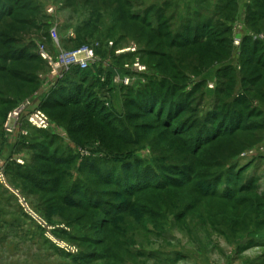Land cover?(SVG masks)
Segmentation results:
<instances>
[{"label":"rangeland","instance_id":"374dc122","mask_svg":"<svg viewBox=\"0 0 264 264\" xmlns=\"http://www.w3.org/2000/svg\"><path fill=\"white\" fill-rule=\"evenodd\" d=\"M34 1L44 17H38L31 28L7 20L0 31L13 32L20 45L32 47L37 54L40 44L55 55L94 47L105 63L98 68L105 83L96 87L95 93L121 121L110 128L131 127L134 141L126 144L113 133L115 129L90 118L81 105L43 112L42 91L0 80V90L11 92L14 98L11 106L0 107V176L6 181L0 179V264H264V78L254 85L244 82L249 74L243 65L251 57L243 50L246 37L264 47V21L257 33L247 26L254 1L128 0L129 13L136 18H143L152 7L163 11L161 22L170 35L160 38L140 23L118 18L117 5L127 0ZM230 1L236 7L234 21H226L231 28V54L223 49L221 36L204 40L203 45L173 44V37L185 26L207 20L225 22L219 9ZM257 12L263 14L264 8ZM152 26L158 28L156 23ZM52 30L58 33V44L50 38ZM131 47L137 48L135 60L129 56L113 60L117 51ZM137 60L147 69L138 74L142 76L123 70V65L131 66ZM21 64L7 63L10 67ZM228 64L237 71L233 83L221 80L219 73ZM23 66L34 67L29 63ZM197 68L202 69L199 74L194 73ZM260 69L264 74V68ZM159 71L183 86L177 90L179 95L192 96L204 84L189 102V112L179 119L173 117L167 125L168 111L174 110L169 103L175 99L153 115L128 106L124 94V87L139 92L152 79L164 78ZM47 73L48 66H44L37 72L39 80ZM110 77L113 82L117 79L115 86L107 85ZM129 77L130 86L119 83ZM246 90L252 100L251 111L235 103ZM1 109L6 112L4 119ZM35 110H41L51 122L47 137L34 134L28 121ZM221 112L234 113L242 118L240 123L252 126L243 131V126L238 129L230 123L237 129L229 134L231 128ZM134 114L138 118L131 119ZM198 132L206 139L201 145L193 143ZM30 135L43 152L52 149L51 153L66 159L74 157L72 163L57 168L36 157L37 150L19 146ZM87 159L112 175L98 180L96 170L82 166ZM129 162L139 167L138 190L139 183L124 189L115 184L120 168ZM26 167L35 174L44 172L39 177L45 181L59 178L61 187L53 193L48 184L43 193L22 172ZM171 169L178 170L171 173ZM152 174L157 176L155 182L141 183L153 181ZM173 180L183 183L172 185ZM73 186L79 207L67 204L62 197L71 194ZM85 191L88 199H82ZM23 201L35 218L22 207ZM37 219L47 226L42 227Z\"/></svg>","mask_w":264,"mask_h":264},{"label":"trees","instance_id":"16d2710c","mask_svg":"<svg viewBox=\"0 0 264 264\" xmlns=\"http://www.w3.org/2000/svg\"><path fill=\"white\" fill-rule=\"evenodd\" d=\"M118 1V0H114ZM255 5L251 6L248 10V16H247V26L250 30L258 32V29H260V26H263L262 22L264 21V12L263 14H259L258 8H264V0H253ZM119 2V1H118ZM118 4V3H117ZM129 4V1H124L122 5H117V10L115 11L118 14V18L123 19H129L133 22L140 23L144 28H149L151 32L157 36L162 37L164 35H170V33L167 30L166 24L161 22V19L164 20L165 17L163 16V11L161 9H156L155 7L150 8L148 11H146L145 15L142 17H133L129 13V9L131 7ZM128 9V10H127ZM219 17L223 18L225 22L222 20H219L217 23L204 21L200 22L197 25L194 26H185L183 32H179L177 34V38L173 37V44L175 46H185L189 44H196V45H203L204 40L207 41H213L215 37H222L221 44L223 45V49L225 52H228V55L231 54L232 51V40H231V28L226 24L227 22H233L236 14V7H233V3L230 1V3H226L222 6V8L219 9ZM44 17L43 10L41 7L37 6L35 1L32 2V0H0V26L3 25L7 20H12L15 24L22 28H31L33 24L36 22L37 18ZM128 17V18H127ZM117 18V17H116ZM117 18V19H118ZM32 21V22H31ZM153 23H156L158 28H154L152 26ZM151 25V26H150ZM169 27V26H168ZM85 29V28H84ZM83 31V28H80V32ZM14 36H16L13 32L9 31H0V80H10L16 83L17 85H21L23 87H36L37 91L41 90L42 88V81L39 80L37 72L41 70L44 66H47L46 62L41 58V56L37 53H34L32 50V47L30 46H22L19 44V40H17ZM76 40L79 42L81 41V36L76 37ZM243 50L247 53L250 52L251 57L250 59H246V62H243L244 68L246 70V74H249V76L244 77V82H247L248 84L254 85V83H259L264 78V74L261 73L260 68H264V47H259V44L256 42L253 43L250 38L246 37L243 41ZM158 48H161L160 46ZM252 48V49H250ZM158 52H151L146 51L145 54L149 55H158L156 54ZM213 53H216V50H213ZM160 54V53H159ZM138 55V53L131 54L127 53L121 56H117L116 53L113 54V60H119L125 56H129L130 58H134ZM161 55V54H160ZM101 58V57H100ZM136 58H134L135 60ZM172 65L176 66L173 58H170ZM8 62L12 63H22L20 67H10L7 65ZM104 61L98 63L95 65L92 69L89 70H81L80 68H73L71 71H69L65 77L58 82L55 86H53L49 92V94L44 98L42 109L43 112H47L49 109H56V108H64L68 105L72 106H83L87 110L90 118H94L102 125H105L106 127L110 128L112 123H121V121L116 120V118L113 116L112 111H110L103 102L100 101V99L97 97L95 93V88L98 86L103 85L102 76L99 74H102V69L98 70V68L102 65ZM29 63L32 64L34 67L27 69L23 65ZM257 64L256 68H253ZM254 65V66H253ZM123 65V70H124ZM260 67V68H259ZM121 68V69H122ZM93 69H95L96 75H93ZM201 68L195 69L194 73L199 74ZM160 72V71H159ZM161 73V72H160ZM219 73L221 76V80H227L228 83H233L235 77V74L237 73L236 69L232 66V64L224 65L219 69ZM245 74V73H244ZM131 75H138L136 73H131ZM161 75L164 76V78H158L157 80L152 79L150 84L147 85L146 88L141 89L139 92H135L133 87H124V94L126 102H130L128 106L135 107L137 109L143 110L144 112L148 111L149 114H156L158 111V108L162 109V105L166 106L170 101H173L172 99H175L173 102L169 103L174 110L168 111V114L166 116V123L169 124L170 120L173 117H176L174 119H178L180 116L184 115L185 113L189 112L188 104L193 99V95L200 89L201 86L204 84H200L198 86V90L194 92V94L183 96L182 94L179 95L177 93V90L182 88V85H177L174 83L175 79H172L171 77L161 73ZM142 76V75H138ZM253 81V82H252ZM114 85V82L112 81L111 77L107 81V85ZM235 84V83H234ZM262 87V86H261ZM104 88V87H103ZM32 89V88H31ZM11 92L0 90V107H8L11 106L14 103L13 94L10 95ZM249 90H246L245 93H241L237 99H235V103L238 108H243L246 111H251L252 108V100L249 96ZM173 97V98H172ZM160 103V104H159ZM160 106V107H159ZM227 106V105H226ZM225 106V107H226ZM177 109V110H175ZM239 112V111H237ZM235 112V113H237ZM253 113V112H251ZM158 114V113H157ZM1 115L4 119L6 112H4L1 109ZM220 115H223V120H227L228 128H231L229 131V134H232L234 131H236L237 128L233 129L232 126H230V123H234L235 126H239L238 129H240L242 126L243 131H248L249 127H251V123H240L242 121V118L240 116H234V113H224L221 112ZM236 115V114H235ZM263 115V114H262ZM215 116V114H214ZM138 118L137 114L130 115V118ZM234 121V122H233ZM174 125V122H172ZM125 125V124H124ZM253 125H256L253 123ZM258 125V124H257ZM261 125V124H260ZM129 128L125 126H121L120 128H110L113 130V133H118L120 138H123L126 144H132L133 143V137L129 132ZM34 129V128H32ZM128 129V130H127ZM47 130H38L34 129V134L37 136L45 135L47 137ZM228 134V133H227ZM204 134L200 132L197 133V136L195 134L193 143L197 145H201V141L205 139ZM222 135H226L225 133ZM34 136L30 135L28 137H24L19 146L27 145L29 146V149L31 151L37 150V156L36 157H42L44 158L48 163H51L54 167H64L69 163H72L71 161L74 159V157H71L70 159L64 158V156H60L59 154L53 152L51 153L52 149H47V153L43 152V147L41 145H35L34 144ZM215 138H211L212 141L215 140ZM206 140V139H205ZM50 141V140H49ZM199 150V149H198ZM196 152V151H195ZM192 152V153H195ZM51 153V154H49ZM39 159L40 158H35ZM13 164V163H12ZM10 166H14L13 165ZM98 164H95L92 162L91 159H87L82 163L83 167H87L86 169L90 170H96L97 173V179L101 180L108 176L110 171H102L98 170L96 166ZM133 164L131 162L126 163L123 165V167L120 168V176L118 177V181L115 180V184L119 186H123L124 188H127L129 186L135 187L137 183H139V186L136 187L138 190L141 185L140 181H137L136 179L139 177L138 168L132 166ZM139 166V165H138ZM22 170V169H21ZM175 170L178 169H171V173H173ZM22 172H25V176L27 178L30 176L31 182L36 184L40 191L46 192L45 189H47L49 186L48 184L52 185V192L57 188L61 187V183H59V178H56V180H48L45 181L42 178L40 179L39 176L45 175L44 172H41V174H35L32 172L30 168H23ZM20 174V173H19ZM105 174V175H104ZM111 174V173H110ZM49 175V174H48ZM112 175V174H111ZM153 175V174H152ZM118 176V175H117ZM193 181L195 180V176L192 177ZM153 181L148 182H141L143 184L153 183L157 179V176L153 175L152 178ZM190 177L187 178L189 180ZM196 179H201L198 175H196ZM61 181V180H60ZM110 182V181H109ZM186 181H184L185 183ZM47 183V184H46ZM183 182L181 180H173L172 185L179 184L181 185ZM45 185V186H44ZM47 185V187H46ZM157 185V184H156ZM73 189L74 186L70 189L71 194H63L62 197H64L65 202L70 205H76L77 207L81 206L76 200L73 198ZM136 190V191H137ZM43 192V193H44ZM86 195L82 197V199H88V191H85ZM55 193V191L53 192ZM65 195V196H64ZM86 197V198H85ZM90 201V200H89ZM79 205V206H78ZM86 207V206H85ZM88 208V207H86Z\"/></svg>","mask_w":264,"mask_h":264},{"label":"built area","instance_id":"2783aa9c","mask_svg":"<svg viewBox=\"0 0 264 264\" xmlns=\"http://www.w3.org/2000/svg\"><path fill=\"white\" fill-rule=\"evenodd\" d=\"M50 11L53 12L54 10ZM50 36L54 43H59V37L56 30H52ZM235 44L238 45L237 41ZM38 49L39 55L47 63L48 66V73L42 77L43 86L40 90L45 96L49 94L51 88L58 82H60L65 77V75L69 71H71V69L80 68L81 70H89L98 63L102 62V59L97 56L95 48L92 46H84L78 50L69 52L61 51L56 55L50 52L44 44H40ZM136 51V47H131L127 50L117 51L116 55L121 56L127 53H135ZM125 70L131 71L136 74H143L147 71L146 67L143 66L138 60L131 66L126 64ZM102 81L104 82V79ZM131 82L132 80H130L129 77L121 80L119 83L125 86H130ZM28 121L34 128L38 130H48L51 125L49 118L41 110H35L29 116ZM0 179L3 183H6L3 176H0ZM22 205L26 212L35 218L34 214L31 212L30 208L24 201ZM37 222L44 228L47 226V224L42 220L37 219Z\"/></svg>","mask_w":264,"mask_h":264},{"label":"crops","instance_id":"0c3cea01","mask_svg":"<svg viewBox=\"0 0 264 264\" xmlns=\"http://www.w3.org/2000/svg\"><path fill=\"white\" fill-rule=\"evenodd\" d=\"M117 83H118L117 79H116V80L114 79V86H115V84H117ZM44 96H45V95H43V97H44ZM43 97H42V98H43ZM45 97H46V96H45Z\"/></svg>","mask_w":264,"mask_h":264}]
</instances>
